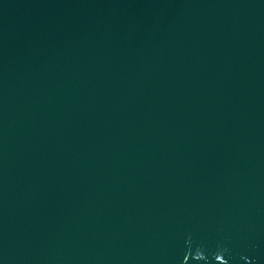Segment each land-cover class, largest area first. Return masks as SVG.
Masks as SVG:
<instances>
[{"label": "water", "instance_id": "1", "mask_svg": "<svg viewBox=\"0 0 264 264\" xmlns=\"http://www.w3.org/2000/svg\"><path fill=\"white\" fill-rule=\"evenodd\" d=\"M0 264H264V0H0Z\"/></svg>", "mask_w": 264, "mask_h": 264}]
</instances>
